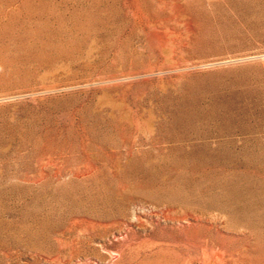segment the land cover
Returning <instances> with one entry per match:
<instances>
[{
	"label": "rangeland",
	"instance_id": "obj_1",
	"mask_svg": "<svg viewBox=\"0 0 264 264\" xmlns=\"http://www.w3.org/2000/svg\"><path fill=\"white\" fill-rule=\"evenodd\" d=\"M0 264H264V0H0Z\"/></svg>",
	"mask_w": 264,
	"mask_h": 264
}]
</instances>
